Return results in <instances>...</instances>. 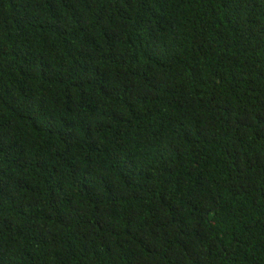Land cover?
Here are the masks:
<instances>
[{
  "label": "trees",
  "instance_id": "trees-1",
  "mask_svg": "<svg viewBox=\"0 0 264 264\" xmlns=\"http://www.w3.org/2000/svg\"><path fill=\"white\" fill-rule=\"evenodd\" d=\"M0 264H264V0H0Z\"/></svg>",
  "mask_w": 264,
  "mask_h": 264
}]
</instances>
